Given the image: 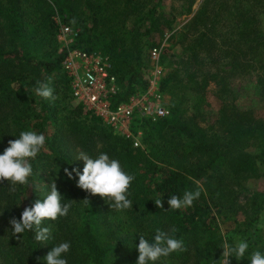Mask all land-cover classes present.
<instances>
[{
  "label": "rangeland",
  "instance_id": "obj_1",
  "mask_svg": "<svg viewBox=\"0 0 264 264\" xmlns=\"http://www.w3.org/2000/svg\"><path fill=\"white\" fill-rule=\"evenodd\" d=\"M98 1L104 5L102 4L100 9L93 14L95 18L93 22L91 11L84 10L74 17L57 15L51 20H46L36 13L34 0H21L23 37L21 40L14 41L12 48L28 51L44 60L60 58L71 40L61 38L56 22L59 25L68 26L73 34L75 32L77 34L82 26L89 37L90 50L110 56L116 72L122 78L123 85L126 84L135 67V57L138 56L141 79L136 80L138 85L135 86L144 88L148 86L153 63L149 56V49L156 46L159 48L157 62L162 69V74L155 88L159 92L160 103L169 111L168 116L175 112L176 116L184 118L183 120L201 128L205 133L221 130L229 116L236 118L244 112H249L253 117L260 119L264 117V67H261L258 62L248 67L244 66L242 56L237 53L241 42L229 33L227 30L229 24L218 19L213 24L214 28L205 33L204 40L202 39L200 45L196 46L200 37L199 33L202 30L207 31L205 29L213 21L211 3H207L206 13L209 16L205 20V29L200 25L192 29L189 19L203 0H193L189 12L183 14L179 12L181 0ZM152 4L158 6L153 22L149 24L146 10ZM228 4L231 8L232 1L229 0ZM78 18L82 19L81 26ZM259 18L261 20L258 25L264 31V14H261ZM75 41L74 36L73 43ZM3 47L7 49L9 46ZM60 72H62L60 68H57L45 80L53 88V95L56 99L42 98L47 106V118L40 133L45 135L46 141L36 158L32 159L36 166L33 177L36 193L32 197V204L37 199H43L50 191L51 183L55 182L57 190L63 196L62 202H68L70 199L71 208L64 217H59L54 221L47 219L43 221L42 226L49 227L51 230V240L55 242L53 246L65 242L66 236L69 240L75 239L80 235L83 225L90 222L96 232L100 233L102 238L107 239V243L115 244L113 256L117 260L116 264H135L138 257L135 247L139 241L137 235H143L149 241L152 240L153 235L149 232H155L157 228L153 224L157 215L152 211L134 215L138 207L133 208V206L121 211L110 208V201L99 195H91L77 187L78 177L75 173H73V178H69L65 173V169L71 172L73 168L82 171L84 162L77 158L81 150L69 136L68 131L76 123V120L72 122L70 116L73 114L69 112L74 104L67 103ZM211 73H216L215 81L209 79ZM169 74L171 77L162 87V80ZM203 81L206 82L205 85ZM8 91L17 92L22 97L15 108L14 116L22 124H8L12 116L7 114L8 111L5 109L0 110V130L5 129L6 125L10 129L8 136L5 133L0 135V146L2 147L0 154L8 146V140L16 139L21 131L37 132L34 124L37 122V115H42V112H39L40 106L32 97L33 91L27 86L9 84L5 87L4 93ZM155 122L157 121L150 122V124ZM77 123L78 126L82 124L79 121ZM26 125L29 126L26 127ZM91 130L99 134L107 132L100 123L91 126ZM110 137L108 142H111ZM96 143L95 147L99 148L100 143ZM113 148H119V145ZM173 148V145L160 146L154 141L153 135L143 129L138 148L130 145L127 152H118L114 149L110 158L119 160L122 168L134 176L133 184L128 190V198L130 194L136 192L145 197L150 196L146 188L142 193L137 189L145 181L143 177L147 172L146 161L156 163L158 158L168 159L171 154L170 150L172 151ZM248 150L253 151L254 148L251 147ZM63 157L66 158L65 163L61 161ZM3 183L8 185L10 182L3 181ZM222 187L224 199L219 205V213L212 210L208 222L211 226L216 224L222 234L230 236L233 244L236 239H245L249 244L246 257L239 261L229 259V262L230 264H250L247 257L254 250L264 252V227H258L264 224V221L260 219L264 214V202L258 205V213L254 209L259 200L261 202L264 197V176L234 177L228 173L224 175ZM253 194L258 195L255 201H252ZM85 198L90 204H85L83 200ZM3 205L4 201L0 203V211ZM5 229L4 226H0V264H5L3 255L10 244L6 240L9 239L8 233L3 234ZM46 243H42V246L47 248L42 253L44 264H46L44 256L52 248L49 245L44 246ZM222 252L223 248L216 254L215 264H222L224 259ZM9 254L14 255L13 252ZM64 258L67 264H88L80 254H76L71 260L67 252ZM155 264L195 263L192 259L170 254L168 257H161Z\"/></svg>",
  "mask_w": 264,
  "mask_h": 264
},
{
  "label": "trees",
  "instance_id": "obj_2",
  "mask_svg": "<svg viewBox=\"0 0 264 264\" xmlns=\"http://www.w3.org/2000/svg\"><path fill=\"white\" fill-rule=\"evenodd\" d=\"M159 1L157 0V2ZM231 1V8L228 4L229 0H203L199 4L189 19L192 29H196L199 25L205 29V20L209 16L206 13L208 2L212 4L213 21L205 29L207 31L202 30L199 33L200 37L196 46L200 45L202 39L204 40L205 33L214 28V22L220 19L229 24L227 30L234 36L233 38H238L241 42L237 53L242 56L244 66L248 67L258 62L261 67H264V31L258 25L261 20L259 17L264 14V0ZM192 2L193 0H181L179 12L188 13ZM102 4L104 5L98 0H34L36 13L46 20H51L57 15L74 17L84 10L91 11V20L94 22L93 14L100 9ZM157 6V4H152L146 10L149 24L153 22ZM131 7L134 9L133 5ZM22 15L21 0H0V110L5 109L8 111L7 114L12 116L8 124H18L19 119L14 117L15 108L22 97L17 92L4 93V89L9 84L27 86L33 91L32 97L40 106L39 112H42V115H37L38 119L34 124L37 127V133H40L47 118V106L42 98L36 95V81L45 82L52 71L60 68L61 57L44 60L28 51L12 48L14 41L21 40L23 37ZM77 20L81 26L82 19L78 18ZM88 43L89 37L86 34V29L81 26L72 47L89 51ZM5 45L9 47L4 49ZM100 53L106 55L111 61L108 54ZM135 64L125 85L112 64V70L123 88L121 93L111 97L114 104L124 101L133 92L134 87L140 89L143 87L135 86L136 80L141 79L138 56L135 57ZM60 73L64 83V94L66 91L67 103L74 104L68 99L66 79L63 73ZM170 77L169 74L162 80V87ZM209 79L215 81L216 73L209 74ZM205 84L206 82L203 81V85ZM22 106L25 107L24 104ZM69 112L73 114L70 116L72 122L76 120V123L68 131L69 136L81 152L93 157L104 152L111 157L114 149H117L118 152L128 151V146H130L128 141L114 136L95 116L84 111L80 105L74 104L73 109ZM183 119L176 116L174 112L155 123L145 124L144 131L148 130L156 143L164 147L173 145L174 148L172 151L170 150L171 154L168 159L158 158L157 164L146 161L147 172L143 177L145 181L137 189L142 193L146 188L150 196L145 197L138 192L130 194L129 199L133 201V208L138 207L136 211L132 209L131 212L134 211V215H138L140 212L148 213V211L156 213V221L153 223L154 226H157L155 232L157 229L164 231H169L171 228L177 229L174 236L183 241L185 250L172 254L192 259L195 264H212L216 254L222 248L223 242L229 245L233 244L230 236L222 234L216 224L211 226L208 222L212 210L219 213V205L224 199L222 189L224 175L229 173L234 177L264 176V117L262 119L253 117L249 112H244L236 118L229 116L221 130L211 133H205L201 128L191 125ZM78 121L82 123L81 126H78ZM99 123L107 130L106 133L92 132L91 126ZM19 124H22L21 121ZM9 130L6 125L5 129L0 130V135L5 133L8 136ZM109 136H111V142H108ZM96 142L100 143L99 148L95 147ZM115 145H119V148H113ZM251 147L254 148L253 151L248 150ZM0 149H2L1 146ZM65 159L63 157L61 161L65 163ZM30 163L33 172L29 177L28 185L16 184L12 186L11 182L8 185L0 182V203L4 201L2 212H0V226L6 228L3 234L8 233L9 239L6 240L10 242L3 255L5 264H44L42 253L47 248L42 246V242L35 241L34 233L27 230L21 234L19 240L12 237L9 224L12 217L20 218L24 207L31 206L32 197L36 193L33 182L36 166L33 160H30ZM127 169L131 170V168ZM155 174L157 175L154 176ZM132 184L131 182L130 185ZM197 186L202 188L201 195L193 201L191 207L177 210L168 207L167 200L170 195L182 197L184 191L194 190ZM252 196V201H255L258 195L253 194ZM160 197L163 208H158L154 202ZM262 202H264V197L261 202L259 200L257 207H254L257 213L258 205ZM251 205L254 206L252 203ZM155 232L149 233L154 236ZM79 234L75 239L70 240L66 236L65 240L72 244L68 251L69 259L72 260L76 254H80L88 264H116L117 260L113 256L115 244L107 243V239L102 238L90 222L83 225ZM54 243V240L50 239L44 246L52 247ZM10 252H13L14 255H10ZM229 259L236 260L235 257H229Z\"/></svg>",
  "mask_w": 264,
  "mask_h": 264
},
{
  "label": "clouds",
  "instance_id": "obj_3",
  "mask_svg": "<svg viewBox=\"0 0 264 264\" xmlns=\"http://www.w3.org/2000/svg\"><path fill=\"white\" fill-rule=\"evenodd\" d=\"M35 92L41 98L56 99L49 83L36 81ZM45 141L44 134L31 130L21 131L16 139L8 140V146L0 154V182H11L12 186L16 184L28 185L29 177L33 172L30 160L36 158L45 145ZM77 158L84 162L82 171L73 168L69 172L68 169H65L69 178H73V173L78 177L77 187L91 195H99L110 201L109 207L115 210L132 208L133 201L128 198V190L134 176L122 168L119 160L110 158L104 152L98 153L95 157L85 152H79ZM201 191L202 188L197 186L194 190L184 191L182 197L170 195L167 200L168 207L173 210L191 207L193 201L200 197ZM62 199L63 196L57 190L55 182H52L50 191L43 199H37L31 206L24 207L19 219L12 217L9 220L11 236L19 240L21 234L27 230L34 233L35 241L46 243L52 237L50 228L42 226L43 221L46 219L54 221L59 217H64L71 208V200L62 202ZM83 200L85 204H90L87 198ZM154 202L158 208H163L161 197ZM260 219L264 221V214ZM258 227H264V224H260ZM176 231V228H171L169 231L157 229L151 241L143 235H137L139 242L135 247L138 257L135 264H155L161 257H168L174 252L184 251L183 241L174 236ZM221 247L224 257L222 264H230L229 257H235L237 261L246 257L249 244L245 239H236L234 244L224 243ZM69 249L70 243L67 241L52 246L44 256L46 264H67L64 254ZM247 258L250 260V264H264V252L260 250H254ZM215 261L213 260L214 264Z\"/></svg>",
  "mask_w": 264,
  "mask_h": 264
},
{
  "label": "built area",
  "instance_id": "obj_4",
  "mask_svg": "<svg viewBox=\"0 0 264 264\" xmlns=\"http://www.w3.org/2000/svg\"><path fill=\"white\" fill-rule=\"evenodd\" d=\"M56 26L61 38L71 40L60 60L68 99L95 116L114 136L138 148L145 124L165 118L169 113L160 103V95L155 88L162 74L157 62L159 48L152 46L149 49L153 63L148 86L142 89L134 87L124 101L114 104L111 97L121 93L123 88L109 58L96 50L72 47L76 32L73 34L68 26L57 22Z\"/></svg>",
  "mask_w": 264,
  "mask_h": 264
}]
</instances>
